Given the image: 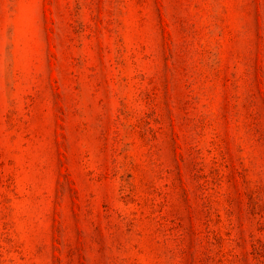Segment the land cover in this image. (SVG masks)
<instances>
[{
  "label": "rangeland",
  "instance_id": "1",
  "mask_svg": "<svg viewBox=\"0 0 264 264\" xmlns=\"http://www.w3.org/2000/svg\"><path fill=\"white\" fill-rule=\"evenodd\" d=\"M0 264H264V0H0Z\"/></svg>",
  "mask_w": 264,
  "mask_h": 264
}]
</instances>
